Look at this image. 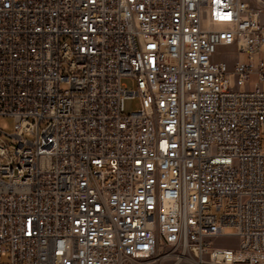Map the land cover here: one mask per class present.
<instances>
[{"label": "built area", "instance_id": "1", "mask_svg": "<svg viewBox=\"0 0 264 264\" xmlns=\"http://www.w3.org/2000/svg\"><path fill=\"white\" fill-rule=\"evenodd\" d=\"M1 116L0 264H264V0H0Z\"/></svg>", "mask_w": 264, "mask_h": 264}, {"label": "rangeland", "instance_id": "2", "mask_svg": "<svg viewBox=\"0 0 264 264\" xmlns=\"http://www.w3.org/2000/svg\"><path fill=\"white\" fill-rule=\"evenodd\" d=\"M250 2L252 4H257L258 0H250ZM125 82L129 84L130 87H132V82L130 80H125ZM63 87H67V85L63 84ZM125 107H126L127 112L137 110L139 107L138 98L127 99ZM0 129L6 133V134L5 133L1 134V141H10L11 137L8 134H11L14 131V118L11 116H1L0 117ZM263 145H264V140H263ZM228 231H230V229ZM220 244L235 245V241L230 240V239H221ZM170 263L171 261L166 260L163 263H157V264H170ZM134 264H144V261L135 262Z\"/></svg>", "mask_w": 264, "mask_h": 264}, {"label": "snow or ice", "instance_id": "3", "mask_svg": "<svg viewBox=\"0 0 264 264\" xmlns=\"http://www.w3.org/2000/svg\"><path fill=\"white\" fill-rule=\"evenodd\" d=\"M225 18H227V17H225Z\"/></svg>", "mask_w": 264, "mask_h": 264}]
</instances>
